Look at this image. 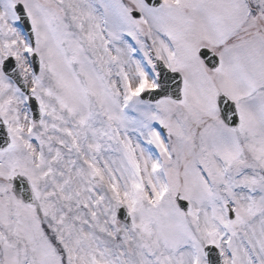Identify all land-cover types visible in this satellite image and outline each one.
Returning <instances> with one entry per match:
<instances>
[{"label":"snow or ice","instance_id":"obj_1","mask_svg":"<svg viewBox=\"0 0 264 264\" xmlns=\"http://www.w3.org/2000/svg\"><path fill=\"white\" fill-rule=\"evenodd\" d=\"M0 264H264V0H0Z\"/></svg>","mask_w":264,"mask_h":264}]
</instances>
